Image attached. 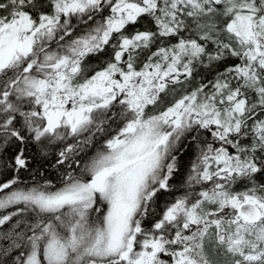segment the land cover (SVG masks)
<instances>
[{"label": "snow or ice", "instance_id": "snow-or-ice-1", "mask_svg": "<svg viewBox=\"0 0 264 264\" xmlns=\"http://www.w3.org/2000/svg\"><path fill=\"white\" fill-rule=\"evenodd\" d=\"M262 180L264 0H0V264H264Z\"/></svg>", "mask_w": 264, "mask_h": 264}, {"label": "trees", "instance_id": "trees-1", "mask_svg": "<svg viewBox=\"0 0 264 264\" xmlns=\"http://www.w3.org/2000/svg\"><path fill=\"white\" fill-rule=\"evenodd\" d=\"M89 62L90 63H93L95 64L97 62L96 58L95 57H91L89 58ZM226 63L228 64H231V63H236V61L234 60H230V61H227ZM223 65L221 66V70L223 69ZM203 76L206 77L207 79H211L212 76H213V73H209V72H202ZM199 80V77L197 78V81L198 82ZM194 82V85L195 83ZM193 85V86H194ZM32 151H35V149L33 148ZM54 152V150H53ZM191 153H192V150L191 148H188L185 152V155L183 157V162H184V165L186 166L187 163H188V160L191 156ZM54 160V155L53 154H50L49 155V162H52ZM37 168H40L39 164L37 165ZM40 172H43V175H40L39 173H36L34 175H30V174H24V180L31 184L33 182H42L45 178L47 179H50V180H53L54 182H58V174H57V170L53 167H49L48 164H45L44 168H40ZM258 179H260L258 177ZM262 182H264V180H262ZM240 187H242V185H237V188L239 189ZM178 194V193H177ZM164 199V197L161 198V201Z\"/></svg>", "mask_w": 264, "mask_h": 264}]
</instances>
